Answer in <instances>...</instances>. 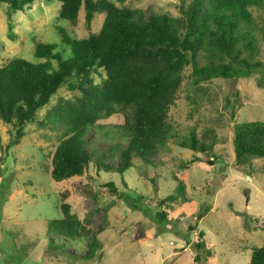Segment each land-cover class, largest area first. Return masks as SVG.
<instances>
[{"label":"rangeland","instance_id":"obj_1","mask_svg":"<svg viewBox=\"0 0 264 264\" xmlns=\"http://www.w3.org/2000/svg\"><path fill=\"white\" fill-rule=\"evenodd\" d=\"M111 1L140 9L146 16L164 12L180 16L190 0ZM59 9L58 0H33L13 12L0 0V66L14 57L36 62L37 42L58 43L57 51L68 59L72 54L60 44V30L70 37H86L99 31L105 15L95 13L88 27L83 7L75 24L59 17ZM250 11L256 45L251 61L261 62V69L195 84L192 66H185L166 119V143L147 161L133 157L123 173L101 167L117 166L115 145L122 149L127 143L117 127L123 123L122 113L87 131L84 146L91 162L82 175L60 182L50 176L48 154L64 126L34 121L12 144L16 127L0 119V264H249L251 249L264 246V156L237 160L233 128L245 121H264V8L260 4ZM205 62L198 58L199 65ZM77 95L78 90L59 87L50 103L36 111L37 120L57 98L71 100ZM191 131L213 144L211 154H194L179 144L189 140ZM208 131L210 137L204 139ZM106 182H113L115 192ZM65 191L72 212L90 232L74 241L51 237L65 248L62 252L47 248L48 221L62 216L60 195ZM161 210L166 218L156 215ZM92 237L99 247L86 258ZM198 237L205 246L195 259Z\"/></svg>","mask_w":264,"mask_h":264},{"label":"trees","instance_id":"obj_2","mask_svg":"<svg viewBox=\"0 0 264 264\" xmlns=\"http://www.w3.org/2000/svg\"><path fill=\"white\" fill-rule=\"evenodd\" d=\"M1 1L8 2L15 12L33 0ZM58 1L59 17L73 24L81 7L88 27L95 13H104L99 31H90L86 37H70L60 30V44L67 45L72 54L68 59L57 51L58 43L37 42L36 62L14 57L0 66V119L16 127L12 144L27 133L26 124L34 121L64 126L60 140L48 154V170L57 182L84 173L91 162L84 135L90 128L103 127L100 120L117 113L123 114V123L117 127L127 143L122 149L119 143L115 145L119 149L118 165L103 163L102 170L123 173L132 165L133 157L144 161L152 158L168 139L166 119L185 66H192L195 84L212 77L247 76L262 67L261 62L251 61L256 45L250 7L261 4L264 8V0H190L181 8L180 16L166 12L146 16L140 9L119 6L111 0ZM199 57L206 59L203 65L198 64ZM64 85L71 91L78 90L79 95L71 100L57 98L45 117L37 120L36 111L48 105L51 96ZM233 132L237 160L264 156V121L235 124ZM210 134L205 132L203 138ZM212 140H216L214 135ZM179 144L194 154L212 153L213 144L199 140L194 131L188 141ZM105 185L115 192L113 182ZM67 196V191L60 195L62 216L48 221L47 248L62 252L65 248L51 237L74 241L90 232L72 212ZM156 215L167 217L162 210ZM193 246L197 252L194 258L198 259L205 242L198 237ZM98 247V239L92 237L85 257L92 258ZM249 264H264V246L251 249Z\"/></svg>","mask_w":264,"mask_h":264},{"label":"clouds","instance_id":"obj_3","mask_svg":"<svg viewBox=\"0 0 264 264\" xmlns=\"http://www.w3.org/2000/svg\"><path fill=\"white\" fill-rule=\"evenodd\" d=\"M81 8H82V7H81ZM81 8H80V9H81ZM83 9H84V8H83Z\"/></svg>","mask_w":264,"mask_h":264}]
</instances>
